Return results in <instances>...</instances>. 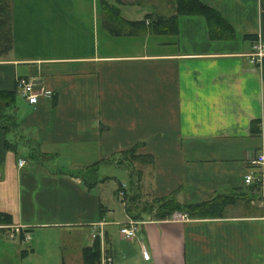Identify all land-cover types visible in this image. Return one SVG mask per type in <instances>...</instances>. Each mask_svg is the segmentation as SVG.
Segmentation results:
<instances>
[{"label": "crops", "instance_id": "1", "mask_svg": "<svg viewBox=\"0 0 264 264\" xmlns=\"http://www.w3.org/2000/svg\"><path fill=\"white\" fill-rule=\"evenodd\" d=\"M186 1L206 3L222 23L177 14L179 0H10L11 43L0 40V264H83L100 221L102 257L113 264H264V200L243 182L264 147V75L250 56L258 35L264 42V0ZM105 4L132 22L108 25ZM151 14L175 22L156 30ZM30 75L52 90L35 104L16 91V78ZM93 163L91 179L74 172ZM112 163L137 183L138 202L222 193L235 202L215 217L145 211L127 240L125 203V219L109 217L108 190L115 196L120 180L100 173Z\"/></svg>", "mask_w": 264, "mask_h": 264}, {"label": "trees", "instance_id": "2", "mask_svg": "<svg viewBox=\"0 0 264 264\" xmlns=\"http://www.w3.org/2000/svg\"><path fill=\"white\" fill-rule=\"evenodd\" d=\"M180 3H176V12L179 13H191L197 11L204 15L207 19V22L210 24L212 19L219 21L218 24H221L222 19L220 14L212 7L206 3H186V0H179ZM105 8L110 11H105L106 22L108 25L114 24L115 19L121 21L125 24H130L132 21H128L120 17L117 7L105 4ZM150 27L156 30H162L163 26L168 24L172 25L175 22V15H170L168 17L162 15H149ZM112 22V23H110ZM136 22V21H133ZM116 24V23H115ZM8 41L11 43V9H10V0H0V40ZM261 69L264 75V55L261 59ZM1 124V119H0ZM132 153V151H128ZM42 154V153H38ZM115 158H108L104 161L107 163L109 161H114ZM118 159L116 160L119 162ZM122 161V160H121ZM96 168V163L87 165L85 168L74 170L82 174L83 177H89L91 179L94 175ZM137 183L131 182L126 188L127 191V201L125 202V210L127 214L137 220L143 219V212L152 213V217L162 219L168 217L172 211L181 210L185 211L189 217H215L222 216L227 205L235 202L236 195L231 193H222L217 194L209 199L193 202V203H182L177 201L174 196L167 195L158 199H155L151 202L144 203V207L139 208L137 205L138 198L140 196L137 191ZM7 215L0 213V223H6ZM82 261L83 264H102V253L100 238L98 236L94 237L91 244L85 246L82 250ZM113 264V263H111Z\"/></svg>", "mask_w": 264, "mask_h": 264}, {"label": "built area", "instance_id": "3", "mask_svg": "<svg viewBox=\"0 0 264 264\" xmlns=\"http://www.w3.org/2000/svg\"><path fill=\"white\" fill-rule=\"evenodd\" d=\"M264 55V42L261 40L260 36L256 38L252 46V51L250 52L251 59L261 62L262 56ZM16 91L18 94L23 97L28 103L35 104L38 101L39 97H49L52 94V90L48 88L43 80L38 75L30 76H18L16 78ZM19 165H23L25 160L22 158L18 159ZM250 167L243 175V182L245 185H255L260 189L261 198L264 200V147L251 155L249 158ZM117 196L122 202L127 201V191L126 185L120 183L117 188ZM189 216L185 211L174 210L169 215V218L173 220L186 219ZM102 223L103 221L97 222L94 224L91 229V236L94 238L96 236H102ZM140 220L133 219L129 217L126 221L122 223L119 227V234L127 240L133 239L137 235ZM13 237V234H10ZM26 236H28L26 234ZM140 249L142 256L147 259L149 258V253L145 248L143 242H140ZM112 259L109 256L102 257V264H111Z\"/></svg>", "mask_w": 264, "mask_h": 264}, {"label": "rangeland", "instance_id": "4", "mask_svg": "<svg viewBox=\"0 0 264 264\" xmlns=\"http://www.w3.org/2000/svg\"><path fill=\"white\" fill-rule=\"evenodd\" d=\"M141 4H144L145 6L148 7L151 3H141ZM107 10L110 11L108 8L107 9L105 8V11H107ZM21 154L23 156L28 157L27 155H29V152L24 151V153H23V151H21ZM31 160L32 159H30L29 161H31ZM105 167L106 168L105 169L103 168V170H105L106 172H104V171L100 172L101 175H104V173H108L109 174L111 172L110 174H112L114 176L112 178V180H110L108 182V184L114 186L115 183L118 182L117 180H120L121 181V182L119 181L117 183V185H116V188H115L116 194H114L115 196H113V191L111 190V188L108 190L109 197H111V201L113 202L112 205L114 207V211H113V213L109 217L110 218H113L115 220L125 219L123 204L121 203L119 197L117 196V188H118V186H119L120 183H124L126 185V188H128V185H129V176L126 174V172H123V170L121 168L115 167L114 166V163L108 164ZM144 184H143V187H142L141 190H144L145 188H147ZM143 194L146 195L145 192H143ZM144 203H147V202H141V201H139V202H137V205L139 206V208H141V207H144ZM115 228H116V226H115ZM0 250L5 251V249H2L1 247H0ZM0 253H1V251H0ZM0 262H3V261L0 260Z\"/></svg>", "mask_w": 264, "mask_h": 264}]
</instances>
